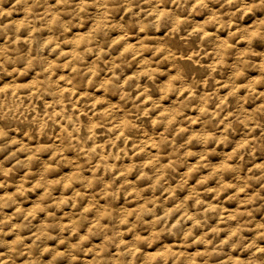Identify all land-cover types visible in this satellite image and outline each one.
Returning a JSON list of instances; mask_svg holds the SVG:
<instances>
[{
    "label": "clouds",
    "instance_id": "9594fccd",
    "mask_svg": "<svg viewBox=\"0 0 264 264\" xmlns=\"http://www.w3.org/2000/svg\"><path fill=\"white\" fill-rule=\"evenodd\" d=\"M0 190V264H264V0H0Z\"/></svg>",
    "mask_w": 264,
    "mask_h": 264
},
{
    "label": "rangeland",
    "instance_id": "374dc122",
    "mask_svg": "<svg viewBox=\"0 0 264 264\" xmlns=\"http://www.w3.org/2000/svg\"><path fill=\"white\" fill-rule=\"evenodd\" d=\"M0 191H2V190H0ZM229 207H234V205L231 204V202H229Z\"/></svg>",
    "mask_w": 264,
    "mask_h": 264
}]
</instances>
